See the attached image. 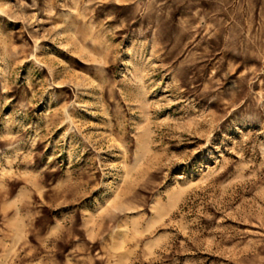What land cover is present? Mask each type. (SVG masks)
<instances>
[{"label": "rangeland", "instance_id": "obj_1", "mask_svg": "<svg viewBox=\"0 0 264 264\" xmlns=\"http://www.w3.org/2000/svg\"><path fill=\"white\" fill-rule=\"evenodd\" d=\"M0 264H264V0H0Z\"/></svg>", "mask_w": 264, "mask_h": 264}, {"label": "bare ground", "instance_id": "obj_2", "mask_svg": "<svg viewBox=\"0 0 264 264\" xmlns=\"http://www.w3.org/2000/svg\"><path fill=\"white\" fill-rule=\"evenodd\" d=\"M172 202V201H171ZM173 203H174V201H173Z\"/></svg>", "mask_w": 264, "mask_h": 264}]
</instances>
